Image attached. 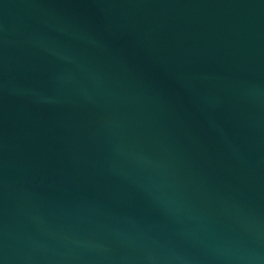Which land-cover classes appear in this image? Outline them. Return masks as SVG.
Listing matches in <instances>:
<instances>
[{
  "label": "water",
  "instance_id": "obj_1",
  "mask_svg": "<svg viewBox=\"0 0 264 264\" xmlns=\"http://www.w3.org/2000/svg\"><path fill=\"white\" fill-rule=\"evenodd\" d=\"M0 264H264V0H0Z\"/></svg>",
  "mask_w": 264,
  "mask_h": 264
}]
</instances>
